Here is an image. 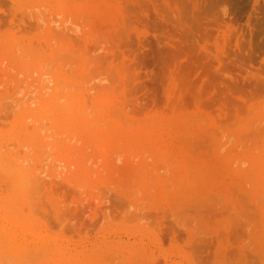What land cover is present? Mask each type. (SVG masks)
<instances>
[{
  "label": "rangeland",
  "instance_id": "rangeland-1",
  "mask_svg": "<svg viewBox=\"0 0 264 264\" xmlns=\"http://www.w3.org/2000/svg\"><path fill=\"white\" fill-rule=\"evenodd\" d=\"M0 226V264H264V0H0Z\"/></svg>",
  "mask_w": 264,
  "mask_h": 264
},
{
  "label": "bare ground",
  "instance_id": "bare-ground-1",
  "mask_svg": "<svg viewBox=\"0 0 264 264\" xmlns=\"http://www.w3.org/2000/svg\"><path fill=\"white\" fill-rule=\"evenodd\" d=\"M0 227H1V226H0ZM2 228L5 230L4 227H1V229H2ZM1 229H0V230H1ZM5 231H6V230H5ZM0 232H1V231H0ZM3 233H4V232H2V234H3ZM2 234H0V235L2 236ZM2 237H3V236H2ZM13 239H14V238H13ZM16 239H17V241H18V238H16ZM5 241H6V239H4V241H3V242L5 243V245H4V249H5L6 242H7V241H6V242H5ZM12 241H13V240H12ZM1 242H2V241H1ZM8 242H11V239L8 238ZM8 242H7V243H8ZM10 244H11V243H10ZM8 246H9V244H8ZM6 247H7V246H6ZM20 247H22V246L20 245ZM0 248H1V247H0ZM6 249H7V248H6ZM6 249H5V250H6ZM10 249H11V247H10ZM10 249H9V251L12 250V252H13V249H11V250H10ZM7 250H8V249H7ZM7 250H6V251H7ZM17 250H19V247H18ZM0 251H1V249H0ZM19 251H21V250H19ZM3 252H4V251H3ZM1 253H2V252H1ZM4 253H5V252H4Z\"/></svg>",
  "mask_w": 264,
  "mask_h": 264
}]
</instances>
